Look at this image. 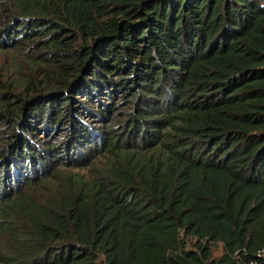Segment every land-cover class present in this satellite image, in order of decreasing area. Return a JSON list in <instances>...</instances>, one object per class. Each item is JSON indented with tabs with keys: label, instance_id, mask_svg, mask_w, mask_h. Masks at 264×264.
I'll use <instances>...</instances> for the list:
<instances>
[{
	"label": "trees",
	"instance_id": "obj_1",
	"mask_svg": "<svg viewBox=\"0 0 264 264\" xmlns=\"http://www.w3.org/2000/svg\"><path fill=\"white\" fill-rule=\"evenodd\" d=\"M11 14L0 38L47 37L39 60L67 81L19 114L0 82V111L69 133L48 154L18 133L0 152L14 161L0 171L34 173L0 193V264H264V0H13Z\"/></svg>",
	"mask_w": 264,
	"mask_h": 264
},
{
	"label": "rangeland",
	"instance_id": "obj_2",
	"mask_svg": "<svg viewBox=\"0 0 264 264\" xmlns=\"http://www.w3.org/2000/svg\"><path fill=\"white\" fill-rule=\"evenodd\" d=\"M12 7L13 0L0 3V33L2 30L6 31L15 26L14 18L11 16ZM27 28V26L20 27L21 31L15 40H7L6 38L2 40L0 38V82L7 89L6 95L12 98L11 108L18 110L16 112L18 114L21 112L22 101L30 100L33 97H44L53 91L61 95L63 94L61 89L66 85L67 81L63 79V75L60 72H52L54 69L53 65H46L50 61V51L45 50L43 45L48 38L42 35L33 36L34 40L30 41L24 36ZM45 54L48 55V58L45 60L46 64L39 60L40 56ZM0 96L2 97L1 93ZM82 99L84 98L74 96V101L76 102ZM79 111H82V109ZM71 113L79 116L75 110ZM81 117L89 124V128L97 127L100 131L103 124L100 118H87L85 115H81ZM16 125L11 124L6 116H4L3 111H0V152H2L3 148L7 150L8 145L14 141L12 135L18 133L19 136H25L29 139L30 148L34 155L39 153L48 154L52 146L55 147L57 144L61 146L64 138L69 133L64 122L61 121L60 124L49 123L40 121L38 117H34L31 125L29 124L33 132L28 131L26 127H24L26 131H24L21 125H19V128ZM0 157L3 156L0 155ZM0 159H3L2 161L8 164L14 162L11 155ZM2 161H0V165H2ZM14 164L15 170L13 167H10L7 170L1 169L0 171L6 178L5 184H0V193L4 190H16L17 187H22L26 181V177L34 176L28 160H16ZM41 192V189L38 188L36 195L39 196ZM189 248L192 249L193 246L189 245ZM212 251L214 257L220 256L223 252L221 244L213 248Z\"/></svg>",
	"mask_w": 264,
	"mask_h": 264
}]
</instances>
